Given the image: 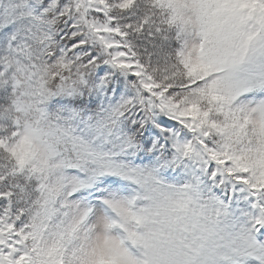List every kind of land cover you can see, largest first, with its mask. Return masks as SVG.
<instances>
[{
    "label": "snow or ice",
    "instance_id": "1",
    "mask_svg": "<svg viewBox=\"0 0 264 264\" xmlns=\"http://www.w3.org/2000/svg\"><path fill=\"white\" fill-rule=\"evenodd\" d=\"M0 264H264V0H0Z\"/></svg>",
    "mask_w": 264,
    "mask_h": 264
}]
</instances>
